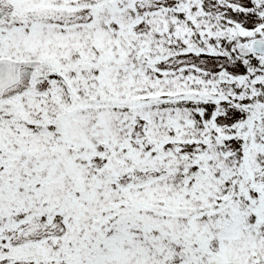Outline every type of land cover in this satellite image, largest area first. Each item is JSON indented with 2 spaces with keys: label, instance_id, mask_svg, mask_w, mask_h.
Masks as SVG:
<instances>
[{
  "label": "snow or ice",
  "instance_id": "snow-or-ice-1",
  "mask_svg": "<svg viewBox=\"0 0 264 264\" xmlns=\"http://www.w3.org/2000/svg\"><path fill=\"white\" fill-rule=\"evenodd\" d=\"M0 264H264V0H0Z\"/></svg>",
  "mask_w": 264,
  "mask_h": 264
}]
</instances>
